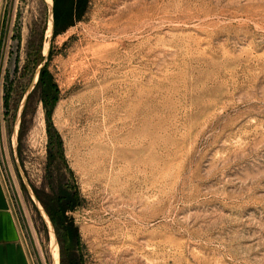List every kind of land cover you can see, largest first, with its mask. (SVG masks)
<instances>
[{"label":"rangeland","instance_id":"rangeland-1","mask_svg":"<svg viewBox=\"0 0 264 264\" xmlns=\"http://www.w3.org/2000/svg\"><path fill=\"white\" fill-rule=\"evenodd\" d=\"M55 5L17 146L49 8L0 9V173L31 264L50 232L18 164L59 264H264V0Z\"/></svg>","mask_w":264,"mask_h":264},{"label":"crops","instance_id":"crops-1","mask_svg":"<svg viewBox=\"0 0 264 264\" xmlns=\"http://www.w3.org/2000/svg\"><path fill=\"white\" fill-rule=\"evenodd\" d=\"M0 0V9L2 6ZM0 264H31V257L22 238L20 225L0 173Z\"/></svg>","mask_w":264,"mask_h":264},{"label":"water","instance_id":"water-1","mask_svg":"<svg viewBox=\"0 0 264 264\" xmlns=\"http://www.w3.org/2000/svg\"><path fill=\"white\" fill-rule=\"evenodd\" d=\"M46 1H47L48 8H49V23H48V31H49L48 37H49V40H48L47 43H45V46H44V49H43V56H44L43 62L36 69L34 78H33L32 82H31L30 86L26 90V92H25V94H24V96L22 98V101H21V104H20V108H19V110L17 112L15 131H14V143H15L14 145L15 146H17V140H18V133H19L21 116H22L23 111L25 109L28 97H29L30 93L32 92V90L34 89L36 82L39 79L40 72H41L42 68L46 64V60H47V57H48V54H49L50 38L54 34V2H53V0H46ZM48 31H47V33H48ZM15 146H14V148H15ZM18 169H19L20 176L22 178V182L24 184V187L26 188L28 194L32 198L35 206L37 207L38 211L40 212V214L44 218L46 225L48 226V229H49V232H50V240H51V236H52L51 234H53V236L55 238V242H56L57 247H58L55 227H54V224H53L48 212L44 209V207L41 205L40 201L36 197L33 189L29 185L28 180H27L25 174L23 173V171H22V169H21L19 164H18ZM58 257H59V254H58ZM58 264H59V258H58Z\"/></svg>","mask_w":264,"mask_h":264},{"label":"bare ground","instance_id":"bare-ground-1","mask_svg":"<svg viewBox=\"0 0 264 264\" xmlns=\"http://www.w3.org/2000/svg\"><path fill=\"white\" fill-rule=\"evenodd\" d=\"M48 34H49V31H48ZM51 235L52 236H51V240H50V245H51V252H52V261L54 264H58V258H59L58 257V247H57V244L55 242V238H54L53 234H51Z\"/></svg>","mask_w":264,"mask_h":264},{"label":"trees","instance_id":"trees-1","mask_svg":"<svg viewBox=\"0 0 264 264\" xmlns=\"http://www.w3.org/2000/svg\"><path fill=\"white\" fill-rule=\"evenodd\" d=\"M67 9H69V11H72V7H70V6H67ZM68 11V10H67ZM57 19H58V12H57V7H56V5H55V0H54V28H56V23H57ZM43 72H44V68L41 70V72H40V75H39V81L42 79V74H43ZM48 212V211H47ZM48 214H49V216H50V218H51V220H52V222H53V219H52V217H51V215H50V213L48 212ZM53 224H54V222H53ZM55 225V224H54Z\"/></svg>","mask_w":264,"mask_h":264}]
</instances>
